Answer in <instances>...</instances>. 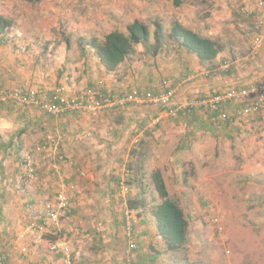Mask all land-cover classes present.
I'll use <instances>...</instances> for the list:
<instances>
[{
	"label": "crops",
	"instance_id": "obj_1",
	"mask_svg": "<svg viewBox=\"0 0 264 264\" xmlns=\"http://www.w3.org/2000/svg\"><path fill=\"white\" fill-rule=\"evenodd\" d=\"M0 2L7 6L12 4L7 14H1L5 20L10 18V11L16 12L26 4L35 5L36 9L37 6L45 7L37 9L39 14L18 18L12 12L10 16L14 23L0 34V80L6 88L34 90L50 96L60 86H65L66 96L73 99L87 90L116 94L135 89L159 92V82L169 79L178 87L182 99L191 100L264 83V28L261 19L255 15L256 0H210L213 8L205 19L211 28L208 33L203 32L206 23L200 20L196 9L190 10L182 5V8L171 11L175 16L172 18L174 22L178 21L218 42L220 56L212 62H200L195 55L171 40L170 22L169 28L163 30V47H159L156 55L152 53L156 43L155 29L152 35L148 27V45H137L135 52L114 72H107L95 51L85 43L76 40L70 47L58 22L62 19L67 21L72 16L78 22L77 7L85 3L96 5V12H99L100 6L108 2L110 6L120 7L117 13L123 20L131 15L134 19L128 20L125 28H112L106 34L112 31L126 33L127 26L135 20L146 24L144 15L137 10L132 13L129 4L121 0ZM237 2L240 10L229 11ZM227 5L231 7L228 9ZM248 19L256 24L258 31L245 41L250 35L246 31L250 25L244 21ZM42 25L46 27L43 29ZM49 25L50 30H47ZM79 26L83 24L77 28ZM257 35L262 37L258 50L253 49ZM220 38H223L224 45L223 41L219 42ZM242 107V103L227 106L226 111L232 116L228 121L217 120L215 113L195 110L186 117L167 118L162 126L151 125L162 112L155 106L111 109L95 118L80 111L52 116L37 107H0V231H6L0 234V242H9L5 235L11 232L17 244H9L14 250L19 246L7 263L67 264L62 253L53 255L47 245L53 239L67 238L56 230L58 222L49 224L42 232L30 230L44 223L47 216L44 206L57 199L64 179L67 185L65 194L71 202L66 217H73L72 221H79L81 227L75 239L67 238L74 252V264L127 263L124 256L127 248V222L123 218L125 198L138 197L136 188L128 184L132 166L135 169L143 166L146 173L153 167L160 170L170 197L181 203L179 205L184 209L188 204H184L186 198L201 192L202 185L206 191L201 199L213 189L214 184L207 182L214 177L201 179L200 175L197 176V167L200 171L207 166L225 167L235 163L240 165L237 173L242 174L237 178L240 180L238 186L243 184L245 174H251L252 180L264 190V140H261L264 136V110L236 119ZM51 133L63 135L59 153L67 158L69 165L72 162L77 165L75 170L62 165L64 179L59 181L52 168L53 163L60 166L61 162L53 157L54 152L46 139ZM249 145L255 149L252 157L247 153ZM236 148L238 152L233 153ZM232 156L237 162L231 159L228 163ZM186 166L192 167L193 176H181L184 172L182 167ZM227 172L231 171L222 173ZM122 183L128 186V194ZM220 191L223 193L221 187ZM152 209L148 208L147 212L145 206L140 216L134 215L132 227L139 247L134 253L136 264H164V244L157 241L151 224L154 221ZM118 212L122 215L120 218ZM190 213H187L189 218ZM81 240L89 244V249L82 250ZM258 244L264 246V240ZM98 245L99 248L96 247ZM156 252L160 256L157 257Z\"/></svg>",
	"mask_w": 264,
	"mask_h": 264
},
{
	"label": "rangeland",
	"instance_id": "obj_2",
	"mask_svg": "<svg viewBox=\"0 0 264 264\" xmlns=\"http://www.w3.org/2000/svg\"><path fill=\"white\" fill-rule=\"evenodd\" d=\"M121 1L131 6L132 13L137 10L139 11V14L144 15L146 24L151 29L152 35L154 29H156V23H159L162 26L163 30L169 28L170 22H172V27L174 23V20H172V18L174 15L171 14V11L177 10L178 7L182 8L183 6V8H189L190 10L196 9L195 11L196 13H198V16H200V20L206 23L203 32L208 33L211 30V28H208V22L205 21V19L209 16V11L213 8L210 0H181L182 4L178 7H174L175 5L173 4V2L167 3L166 1L163 2V0H148L147 2L142 1L139 3H135L133 2V0ZM108 2L104 3L105 5L100 6L99 12H96V10L98 9L96 5L91 6L88 3H85L83 6L81 5V7H77V11L80 15V19L78 22L75 21V16L69 17V20L67 21L62 19V21L58 22V27H60L63 31V35L68 41L70 47L72 46V42L76 40L81 41L86 45L87 42L91 41L92 39H98L99 41H102L109 30H111L112 28L123 29L125 28V25L128 24V20L134 19V17L131 15L127 19L123 20L117 13V9L120 7L110 6L109 3L111 1L109 3ZM9 5L10 6L2 5V3L0 2V17L1 14H7L9 10L8 8L12 9V4ZM168 7L169 10L167 9ZM228 7L231 6L227 5L226 8ZM41 8L45 9V7L37 6V9ZM151 8L155 10L153 11L151 10ZM37 9L35 5L26 4L22 7L17 8L16 12L10 11V18H8V21L14 23V18L11 19L10 16L12 15V12L14 14L16 13L18 18L22 15L27 16L29 14H39L40 12ZM219 9L223 11L225 10L224 7H219ZM237 9L240 10L238 2L234 5V7H231L229 11H235ZM244 21L245 24L250 25L249 29L246 30L250 33V35H248V37L245 39L246 41L247 39L250 40L251 38H253L251 37V34H256L255 32L257 28L256 24L251 19ZM80 23L83 24V26H79L77 28ZM41 27L44 29L46 25H42ZM252 27H254V29ZM48 28H50V25L46 28L47 30H50ZM221 41H223L224 45L223 38H220L219 42ZM165 120H167V118L162 120L161 123H159L158 125L162 126ZM241 123L243 122H240V124ZM151 125H153L152 122ZM261 140H264V136H261ZM210 148H212V145ZM262 149H264V146ZM232 152H238L237 148ZM254 152L255 149L253 148V146L249 145V147L247 148V153L249 157H252V154L254 155ZM64 158L66 159L67 164L61 163L59 169H61L62 165L64 167H70L71 169L77 168L75 162H72V165H69L67 158ZM228 159V163H230L231 159L232 161L237 162L233 158V156L232 158L229 157ZM164 168V170L166 171L167 167ZM182 168L184 172L183 174H181V176H187V174H191V176H193L192 167L186 166ZM198 168L199 167H197V176L200 175L201 179L214 177L212 180L207 182L214 184L212 185L213 189L211 192L207 193V197H202L201 199V196L205 194L203 192L206 191L204 185H202L203 188L201 192H197L194 195L191 194L189 198H186V202H184V204L188 203L186 209L192 212V214L190 213L189 218V215L187 214L188 211L184 209V206H181L184 209L185 213L188 215L189 219V241L187 244V248L179 253H165L164 250V252H162L164 264H176L179 263V261L180 263L182 261L185 264L186 261L184 259L186 257L187 259L195 261L198 264H264V246L258 244V242L261 241L262 243L264 240V190H261L260 185L252 180L251 174H245V180L243 181V184H240L238 186L240 180H237V178L239 175L242 174L237 173L238 168L240 169V165L237 166V164L235 163H232L230 166L225 167H219L216 165H213L212 167L207 166L201 168L200 171H198ZM155 170L158 169H155L153 167V170L151 172L147 171V175H145L144 180L141 184L142 189L136 188L137 191H135L138 197H144L145 195L147 212L148 208H153L154 205L159 202V199L157 197L156 192L154 191V187L151 181V173ZM223 171L231 172L222 173ZM53 172L56 174L58 181L60 178L61 180L64 179V175L57 174L54 170ZM64 181L65 179L61 181L60 186L61 188L64 187V189H66L67 185ZM220 187L222 188L223 193L220 191ZM146 189L147 192L144 193L143 190ZM123 197H126V195ZM125 199L126 205L124 206L125 212L123 218L126 222L128 220L132 225H134V215L132 216V214L127 208L128 201L130 199H128V196ZM202 201H204V203ZM260 203H262V205H260ZM70 205L71 202L69 204V207ZM66 213L67 212L65 211V215L61 216V218L59 219V225L55 226L56 230L58 232L60 231V233L62 232V235H66L68 240L75 239L77 236H74L77 235V230L81 228L79 225L80 222L78 221V223L77 221H72L73 217H66V215L68 214ZM118 214L120 218L122 215H120V212H118ZM151 224H153L155 228V224ZM3 232L6 233L5 230H2L0 231V234H3ZM5 236V240L9 239V242H0V252L7 255L8 262H10L12 257L14 256L13 251L18 250L19 246L17 245L15 247L16 249L14 250L13 245H10L11 243L17 244V240L14 239V236L11 234V232L9 233V235ZM135 237L138 241V237ZM157 239L156 240L159 243L162 242L160 241V238L157 237ZM258 239L260 240L258 241ZM56 240L57 239H53L51 241ZM80 244L82 245V250L85 251L86 249H89L87 248L89 244H86L84 240H81ZM99 246L100 245L96 247L99 248ZM228 251L230 252L229 254H227ZM29 263L30 262H28V264Z\"/></svg>",
	"mask_w": 264,
	"mask_h": 264
},
{
	"label": "built area",
	"instance_id": "obj_3",
	"mask_svg": "<svg viewBox=\"0 0 264 264\" xmlns=\"http://www.w3.org/2000/svg\"><path fill=\"white\" fill-rule=\"evenodd\" d=\"M257 9L255 15L261 19L264 28V0H256ZM262 44V37L257 35L253 42V49L258 50ZM161 91L138 89L127 93H103L97 90H87L76 98L66 96L67 88L60 86L53 95L48 96L37 91H27L21 88H6L0 80V106L17 105L24 107H37L52 116H62L68 112H85L92 118L106 110L123 109L134 106H155L162 112L153 120L154 125H158L165 118H179L190 115L195 110L217 114V120L228 121L231 114L226 111L227 106L242 103L243 107L238 111V119L246 118L260 113L264 110V83L251 85L244 89H232L215 95H205L191 100H184L179 95V89L169 79H162L159 82ZM63 135L51 133L47 135V141L53 150V157L58 158L61 163L67 161L60 154V146ZM57 174H62L59 165L53 163L52 168ZM30 172H32L30 170ZM125 192L129 191L128 186L122 183ZM64 187L61 188L57 199L47 202L44 208L47 216L44 223L34 226L30 230L34 233L42 232L49 224L59 222L61 216L68 209L70 201L65 194ZM127 248L125 258L127 264H135L133 256L138 250L133 225L127 220L126 224ZM48 249L53 255L62 253L66 257L67 264H74V252L66 237L57 241L48 242ZM230 252L228 251L227 254ZM7 255L0 252V264H8Z\"/></svg>",
	"mask_w": 264,
	"mask_h": 264
},
{
	"label": "trees",
	"instance_id": "obj_4",
	"mask_svg": "<svg viewBox=\"0 0 264 264\" xmlns=\"http://www.w3.org/2000/svg\"><path fill=\"white\" fill-rule=\"evenodd\" d=\"M25 1L38 3L43 0ZM164 1L173 2L175 7H178L182 4L181 0ZM11 24V21L0 17V34L6 29L11 28ZM126 29V33L112 31L106 34L102 41H99L98 39H92L91 41L87 42V45L95 51V55L99 59L100 64L107 72L116 71L120 65L135 52V47L137 45H148L149 28L144 22L135 20L130 23ZM163 37V28L159 23H156V43L152 49V53L154 55L158 53L159 47H163ZM169 38L174 42L179 43L180 46L183 47L188 53L195 55L202 63L212 62L220 56V46L216 40L204 37L196 31L185 27L178 21L173 23L169 32ZM236 119H238V117H236ZM131 170L132 177L129 179L128 184L137 189H142L141 184L145 175H147L144 167L140 166L135 169L132 166ZM151 181L154 191L156 192L159 199V202L154 205L152 210L156 236L160 238V241H162L161 243L164 244L165 253H179L187 248L189 241L188 215L185 213L184 209L170 197L162 172L160 170H155L151 173ZM143 191L146 193L147 189ZM127 206L132 215L140 216L146 206L145 195L144 197L139 196L137 198L130 199ZM149 247L155 250V247H152L151 245ZM156 256H160V253L156 252ZM184 260L186 261L185 264H198L195 261L187 259V257ZM134 261L135 260L133 256V262ZM181 263L184 264L182 261ZM181 263L179 261V263L176 264Z\"/></svg>",
	"mask_w": 264,
	"mask_h": 264
},
{
	"label": "clouds",
	"instance_id": "obj_5",
	"mask_svg": "<svg viewBox=\"0 0 264 264\" xmlns=\"http://www.w3.org/2000/svg\"><path fill=\"white\" fill-rule=\"evenodd\" d=\"M5 127H8V125H4Z\"/></svg>",
	"mask_w": 264,
	"mask_h": 264
}]
</instances>
